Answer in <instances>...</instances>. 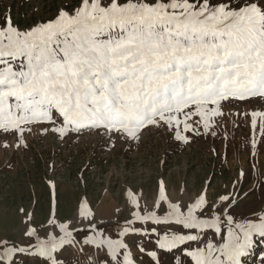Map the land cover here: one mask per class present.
<instances>
[{
  "label": "snow or ice",
  "instance_id": "obj_1",
  "mask_svg": "<svg viewBox=\"0 0 264 264\" xmlns=\"http://www.w3.org/2000/svg\"><path fill=\"white\" fill-rule=\"evenodd\" d=\"M234 102L264 108V0H77L24 27L0 14L2 148L27 149L33 132L138 140L151 128L188 145L215 138ZM251 117L264 133V111ZM214 180L176 199L161 180L143 206L126 193L114 232L86 198L71 220L48 219L44 238L20 208L28 219L20 239L0 238V264H242L264 244V208L236 212L250 195L243 167L209 199Z\"/></svg>",
  "mask_w": 264,
  "mask_h": 264
},
{
  "label": "rangeland",
  "instance_id": "obj_2",
  "mask_svg": "<svg viewBox=\"0 0 264 264\" xmlns=\"http://www.w3.org/2000/svg\"><path fill=\"white\" fill-rule=\"evenodd\" d=\"M76 3L77 0H0V14L10 9L13 22L24 27L47 20L61 6ZM252 110L264 108L246 102L225 105V112L233 114L220 122L219 134L215 138H193L188 145L175 141L163 128H151L138 140L89 130L61 142L51 134L33 132L26 136L27 149L0 147V238L20 239L22 220L28 219L20 214V208L31 214L32 226L44 238L42 229L48 219L55 215L62 221L71 220L85 198L91 210L108 222V231L114 232L116 210H121V220L129 214L126 193L134 194L143 206L151 202L162 180L167 195L176 199L184 192H199L205 177L215 172L212 188L208 189L211 199L221 190L224 180H231L241 167L249 176L246 188L250 195L236 212L248 215L264 208V188L256 171L264 172V133L259 126L252 127ZM253 140L256 155L251 154ZM212 148L220 156L214 158ZM241 261L264 264V244L255 239V247Z\"/></svg>",
  "mask_w": 264,
  "mask_h": 264
}]
</instances>
